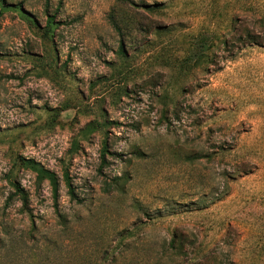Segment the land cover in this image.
Instances as JSON below:
<instances>
[{"label": "rangeland", "instance_id": "1", "mask_svg": "<svg viewBox=\"0 0 264 264\" xmlns=\"http://www.w3.org/2000/svg\"><path fill=\"white\" fill-rule=\"evenodd\" d=\"M4 1L0 264H264V0Z\"/></svg>", "mask_w": 264, "mask_h": 264}, {"label": "trees", "instance_id": "2", "mask_svg": "<svg viewBox=\"0 0 264 264\" xmlns=\"http://www.w3.org/2000/svg\"><path fill=\"white\" fill-rule=\"evenodd\" d=\"M127 1L133 6H138L133 1H130V0H127ZM0 6H1L2 11L9 10L12 7L10 4H7L4 0H0ZM139 7L147 9V10L152 9V7H150L148 5H140ZM14 8L16 10L22 12V5L17 4ZM47 18H48L47 22L49 25L56 24L55 16L49 14V15H47ZM116 28L118 29L117 26H116ZM254 43L258 44L257 41H254ZM89 130H91V129H89ZM72 148L74 149V151L78 150L79 145H78L77 141L73 142ZM101 151H102L101 168H103L107 165L106 156L107 155H114L115 156L116 153L110 152L107 141L103 142ZM20 161H21L22 166H24L25 168L30 169L34 173H36L37 184L40 185L44 181L49 182V184L52 188L53 197H54V199L57 200V198L59 196L60 182H59V179H58L56 173L49 170V169L44 168L40 163H37L34 160L21 158ZM119 180L120 179H118V181ZM65 181H66V185L68 187V193L70 194L71 198H75V191L71 185L68 174L65 175ZM116 186H122V185L120 182H116ZM17 191L20 192L21 198L23 200L24 210H28V205H27L28 197L26 196V194L22 190L20 191L19 188H17ZM60 217L63 219V217L61 215H60ZM187 244H189V240L187 239L186 235H184L183 233L173 232L171 238L169 240H166L163 243L161 255L159 256L160 258L157 259L158 262L157 263L155 262V264H161V263H159V261H161L163 258L166 260H169V259L173 260L176 257H182L183 255H185V247L187 246ZM113 256H115V255L113 254ZM108 258H110V257L107 256L106 259H108ZM113 262L114 263L117 262L116 256L113 257Z\"/></svg>", "mask_w": 264, "mask_h": 264}]
</instances>
